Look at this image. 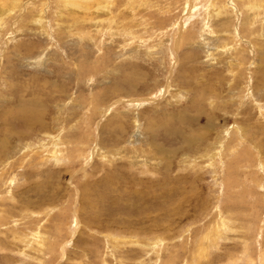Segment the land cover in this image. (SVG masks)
<instances>
[{
  "label": "rangeland",
  "instance_id": "1",
  "mask_svg": "<svg viewBox=\"0 0 264 264\" xmlns=\"http://www.w3.org/2000/svg\"><path fill=\"white\" fill-rule=\"evenodd\" d=\"M0 264H264V0H0Z\"/></svg>",
  "mask_w": 264,
  "mask_h": 264
},
{
  "label": "bare ground",
  "instance_id": "2",
  "mask_svg": "<svg viewBox=\"0 0 264 264\" xmlns=\"http://www.w3.org/2000/svg\"><path fill=\"white\" fill-rule=\"evenodd\" d=\"M74 1V0H73ZM67 3H69V2H67Z\"/></svg>",
  "mask_w": 264,
  "mask_h": 264
}]
</instances>
